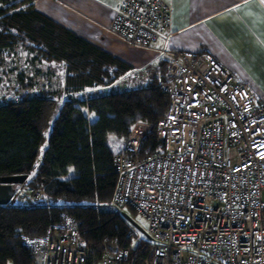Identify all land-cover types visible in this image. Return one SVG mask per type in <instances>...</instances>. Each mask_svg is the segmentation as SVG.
<instances>
[{"label": "built area", "instance_id": "obj_1", "mask_svg": "<svg viewBox=\"0 0 264 264\" xmlns=\"http://www.w3.org/2000/svg\"><path fill=\"white\" fill-rule=\"evenodd\" d=\"M171 6L122 0L110 30L168 59L161 84L169 105L156 126L162 143L140 155L133 130L113 155L110 209L144 222L151 254L143 264H264V101L205 52L169 50ZM23 184L19 192L39 196ZM35 264H130L132 250L100 254L64 216L42 236L21 235Z\"/></svg>", "mask_w": 264, "mask_h": 264}, {"label": "trees", "instance_id": "obj_2", "mask_svg": "<svg viewBox=\"0 0 264 264\" xmlns=\"http://www.w3.org/2000/svg\"><path fill=\"white\" fill-rule=\"evenodd\" d=\"M33 1L0 0V64L6 50L31 46L36 61L62 67L63 98L59 102L47 90L30 94L31 81L24 89L22 74L15 81L20 98L0 96V176L24 174L20 187L42 189L38 197L23 196L29 200L26 205H0V264H35L21 235L42 236L50 223L64 216L77 222L80 236L94 245L96 254L114 242L116 248L132 250L130 264H143L151 254L150 239L110 209L118 177L113 155L122 149L114 152L111 145H123L133 125L142 122L148 132L140 155L162 147L156 126L169 105L161 89L168 59H162L142 84L80 98L115 85L133 66L35 9ZM84 107L94 115L92 121ZM56 111L39 157L44 131ZM126 215L135 217L131 210Z\"/></svg>", "mask_w": 264, "mask_h": 264}, {"label": "crops", "instance_id": "obj_3", "mask_svg": "<svg viewBox=\"0 0 264 264\" xmlns=\"http://www.w3.org/2000/svg\"><path fill=\"white\" fill-rule=\"evenodd\" d=\"M121 1L34 0L33 5L77 35L122 57L135 69V62H131L128 53L139 47L129 45L110 30L112 18ZM165 1L171 6V36L165 47L210 54L231 71L238 82L248 84L257 99L264 101V21L261 20L264 17V4L261 0ZM163 44L157 41L153 48L138 49L140 55L146 57V63L156 62L150 74L165 58L156 49ZM132 71L115 85L104 89L122 90H116L117 84L122 88L125 86L123 89L132 88L150 76L146 73L141 76L142 79ZM82 111L84 114L85 111L90 113L85 107ZM90 114L92 118L89 121H92L94 115Z\"/></svg>", "mask_w": 264, "mask_h": 264}, {"label": "rangeland", "instance_id": "obj_4", "mask_svg": "<svg viewBox=\"0 0 264 264\" xmlns=\"http://www.w3.org/2000/svg\"><path fill=\"white\" fill-rule=\"evenodd\" d=\"M19 44V43H18ZM129 44V43H128ZM130 45V44H129ZM138 49L141 48H135L133 50H130L128 55L131 58V62H135L134 66L135 69H133L132 73L137 74L140 78L144 79L141 76L147 75L146 73L150 74L152 68L156 65V62L152 63H146L145 56L140 55ZM7 53H4L2 56L1 64H0V96L1 99L5 98H15L18 99L20 96H16L15 92V81H16V75L22 74L23 81V88L25 89L30 85L29 93L30 94H40L42 91L47 90L48 94L52 96L53 98L57 99L59 102H61L63 98V79H62V67L58 64H49L48 66L46 64H43L44 62L36 61L34 59V48L23 46V45H15L13 48H10L6 50ZM145 58V59H144ZM139 62V63H138ZM142 72V73H138ZM128 74H131L130 72ZM31 81V82H30ZM143 81V80H142ZM140 82V84L144 82ZM30 82V83H29ZM118 85V84H117ZM116 85L117 89H123L125 86L120 87ZM22 89V90H24ZM104 89V88H103ZM99 90L95 93H83L80 94L78 97H87L92 94L96 93H102L104 91L112 90L104 89ZM58 112L56 111L50 121L49 127L44 131V142L40 148V154L41 156L42 150L46 146V140L48 137V134L50 132V129L52 127L53 119L57 116ZM85 115L89 119L92 118V115L85 111ZM133 130H142L146 133L148 132V127L145 123L139 122L133 125L131 128V131ZM122 146V143H118L115 145H111V148L113 151H117ZM38 157V158H39ZM73 171L70 170V174H72ZM21 184H17L15 188V194L9 201L11 204H18V205H26L28 204L29 200L25 199L27 194H23L18 192L20 189ZM24 196V197H23ZM35 199V198H34ZM33 202H36V200H33ZM137 224L144 229L145 225L144 222L138 218V217H131ZM142 232V231H141ZM105 250L104 251H112L116 248V245L114 242L110 243V245L105 244Z\"/></svg>", "mask_w": 264, "mask_h": 264}, {"label": "water", "instance_id": "obj_5", "mask_svg": "<svg viewBox=\"0 0 264 264\" xmlns=\"http://www.w3.org/2000/svg\"><path fill=\"white\" fill-rule=\"evenodd\" d=\"M26 175H2L0 176V205L8 204L14 194V186L25 181ZM126 217L138 228L142 229L129 215ZM143 230V229H142ZM144 231V230H143Z\"/></svg>", "mask_w": 264, "mask_h": 264}, {"label": "snow or ice", "instance_id": "obj_6", "mask_svg": "<svg viewBox=\"0 0 264 264\" xmlns=\"http://www.w3.org/2000/svg\"><path fill=\"white\" fill-rule=\"evenodd\" d=\"M261 3L264 4V0H261ZM261 20L264 21V17H261Z\"/></svg>", "mask_w": 264, "mask_h": 264}, {"label": "flooded vegetation", "instance_id": "obj_7", "mask_svg": "<svg viewBox=\"0 0 264 264\" xmlns=\"http://www.w3.org/2000/svg\"><path fill=\"white\" fill-rule=\"evenodd\" d=\"M15 188V187H14Z\"/></svg>", "mask_w": 264, "mask_h": 264}]
</instances>
